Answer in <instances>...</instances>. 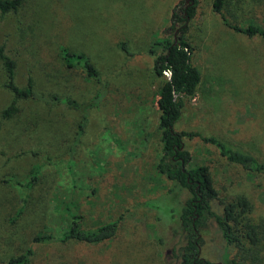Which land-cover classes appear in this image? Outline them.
Segmentation results:
<instances>
[{"label": "rangeland", "instance_id": "1", "mask_svg": "<svg viewBox=\"0 0 264 264\" xmlns=\"http://www.w3.org/2000/svg\"><path fill=\"white\" fill-rule=\"evenodd\" d=\"M179 1L23 0L17 13H0V47L15 62V84L23 88L31 79L37 94L3 117L13 95L0 61V264L35 236H62L71 227L68 204L86 230L122 216L93 264H181L186 236L178 214L188 193L173 190L157 169V100L166 78L155 75L147 56ZM255 1L226 0L225 7L239 26L264 29ZM212 2L199 0L189 25L190 59L201 80L174 129L218 139L264 162V39L229 29ZM64 49L84 55L99 72L105 87L97 107L78 112L51 104L52 97L86 102L98 87L81 63L65 69ZM186 145L189 168L210 167L219 198L213 212L222 215V202L244 196L251 219H264L263 177L234 180L202 141ZM199 238L201 258L229 264L235 249L213 218Z\"/></svg>", "mask_w": 264, "mask_h": 264}, {"label": "trees", "instance_id": "2", "mask_svg": "<svg viewBox=\"0 0 264 264\" xmlns=\"http://www.w3.org/2000/svg\"><path fill=\"white\" fill-rule=\"evenodd\" d=\"M22 2L23 0H0V13L15 14ZM198 3L199 0L179 1L170 15L169 26L159 35L153 36L154 41L147 51V56L153 58L152 69L155 75L166 78L159 88L157 100L161 143V157L157 169L173 182V190L175 187L179 192L188 193L178 214V223L186 236L181 264H219L200 256L199 230L205 225L207 218L215 220L226 246L235 249L229 264H264V219L261 218L257 222L251 219L252 205L244 196L222 202V215L213 212L211 204L219 201V198L210 167L202 165L189 168L192 154L186 144L202 141L205 147L213 150L219 156V160L225 163L228 173L234 180H243L248 176L264 178V162L218 139L206 138L197 132L174 129V125L182 116L186 99L195 95L201 80L200 70L191 63L192 46L187 40L189 25L196 15ZM225 6L226 0L212 2L213 12L220 15L224 25L248 38L258 36L264 39V29L254 24L247 27L239 26L234 20L235 15ZM253 9L264 15V1H255ZM119 48L128 52L126 42H120ZM62 55L66 70L81 63L87 76L94 78L98 87L86 102L80 103L68 97H52L51 104H63L78 112L97 107L103 95L101 93L103 80L99 72L82 54L64 49ZM139 55L138 57H143ZM129 56L136 57L134 54ZM0 61L6 75L5 87L13 95V101L2 112V116L10 117L17 111L19 101L35 99L37 94L34 92L31 79L23 88L15 84V62L4 53L2 47ZM72 209L71 204L65 207V213L71 219V227L62 236L56 240L48 235L35 236L19 255L3 264H93L97 261L99 245L107 243L115 236L122 216L86 230L81 228V217Z\"/></svg>", "mask_w": 264, "mask_h": 264}, {"label": "water", "instance_id": "3", "mask_svg": "<svg viewBox=\"0 0 264 264\" xmlns=\"http://www.w3.org/2000/svg\"><path fill=\"white\" fill-rule=\"evenodd\" d=\"M175 98H176V96H175Z\"/></svg>", "mask_w": 264, "mask_h": 264}]
</instances>
